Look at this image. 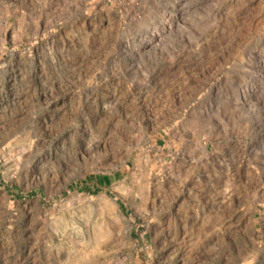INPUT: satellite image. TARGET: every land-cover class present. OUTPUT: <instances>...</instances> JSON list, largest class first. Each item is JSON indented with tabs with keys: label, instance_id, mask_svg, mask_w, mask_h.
<instances>
[{
	"label": "rangeland",
	"instance_id": "1",
	"mask_svg": "<svg viewBox=\"0 0 264 264\" xmlns=\"http://www.w3.org/2000/svg\"><path fill=\"white\" fill-rule=\"evenodd\" d=\"M0 264H264V0H0Z\"/></svg>",
	"mask_w": 264,
	"mask_h": 264
},
{
	"label": "trees",
	"instance_id": "2",
	"mask_svg": "<svg viewBox=\"0 0 264 264\" xmlns=\"http://www.w3.org/2000/svg\"><path fill=\"white\" fill-rule=\"evenodd\" d=\"M104 180H105V182H107L109 179L108 178H105Z\"/></svg>",
	"mask_w": 264,
	"mask_h": 264
}]
</instances>
